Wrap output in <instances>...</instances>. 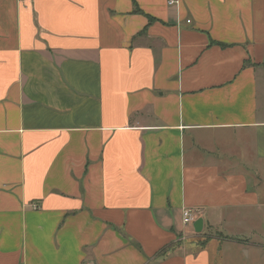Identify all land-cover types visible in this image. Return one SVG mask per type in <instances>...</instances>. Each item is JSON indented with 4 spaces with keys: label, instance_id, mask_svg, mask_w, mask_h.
<instances>
[{
    "label": "crops",
    "instance_id": "0c3cea01",
    "mask_svg": "<svg viewBox=\"0 0 264 264\" xmlns=\"http://www.w3.org/2000/svg\"><path fill=\"white\" fill-rule=\"evenodd\" d=\"M175 1L0 0V264L264 250V0Z\"/></svg>",
    "mask_w": 264,
    "mask_h": 264
},
{
    "label": "rangeland",
    "instance_id": "374dc122",
    "mask_svg": "<svg viewBox=\"0 0 264 264\" xmlns=\"http://www.w3.org/2000/svg\"><path fill=\"white\" fill-rule=\"evenodd\" d=\"M236 248V246H235ZM235 251H227L224 256L225 264H264V250L258 252L257 255H250V257L236 258Z\"/></svg>",
    "mask_w": 264,
    "mask_h": 264
},
{
    "label": "built area",
    "instance_id": "2783aa9c",
    "mask_svg": "<svg viewBox=\"0 0 264 264\" xmlns=\"http://www.w3.org/2000/svg\"><path fill=\"white\" fill-rule=\"evenodd\" d=\"M175 0H169V3H175ZM195 212L192 211L190 208H184L182 211V222L185 225H188L190 223H192L194 217H195ZM91 264V263H88Z\"/></svg>",
    "mask_w": 264,
    "mask_h": 264
},
{
    "label": "water",
    "instance_id": "95a60500",
    "mask_svg": "<svg viewBox=\"0 0 264 264\" xmlns=\"http://www.w3.org/2000/svg\"><path fill=\"white\" fill-rule=\"evenodd\" d=\"M201 224H202L201 219H198V220H196V221L194 222V229H195V231L198 232V231L201 229Z\"/></svg>",
    "mask_w": 264,
    "mask_h": 264
},
{
    "label": "trees",
    "instance_id": "16d2710c",
    "mask_svg": "<svg viewBox=\"0 0 264 264\" xmlns=\"http://www.w3.org/2000/svg\"><path fill=\"white\" fill-rule=\"evenodd\" d=\"M151 19V18H150Z\"/></svg>",
    "mask_w": 264,
    "mask_h": 264
}]
</instances>
